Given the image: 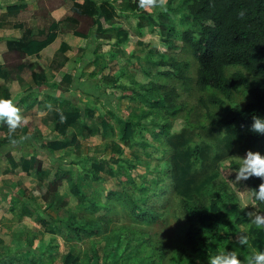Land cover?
Returning <instances> with one entry per match:
<instances>
[{
  "label": "trees",
  "instance_id": "16d2710c",
  "mask_svg": "<svg viewBox=\"0 0 264 264\" xmlns=\"http://www.w3.org/2000/svg\"><path fill=\"white\" fill-rule=\"evenodd\" d=\"M175 0H168V10L160 13L159 22H155L150 15L140 14L138 28L141 36H145L142 30V20L145 19L151 27L152 32H160L165 37V42L174 47L181 44V50L189 55L197 63L196 84L201 91L209 90L212 95L209 98L211 106H223L227 99H232L235 92L243 88L249 94V101L244 105L240 103H229L224 113L209 114V124L212 129H225L229 133L234 130L239 135V145L237 152L246 155L247 150L259 151L264 155V134L250 131L252 117L260 116L264 118V0H180L177 7L173 6ZM39 9L35 16L40 18L37 26V33L32 28H24L23 23L15 22L14 26L23 29L20 41L16 46L9 48L3 53L4 63L0 65V80H9L13 75H20L26 70H31V88H39L48 85L45 69L39 64H28L25 59L29 55H39L40 52L56 41L60 29L64 30L62 24L64 18H56L54 12L59 9L70 10L71 25H73V35L89 40H110L113 28L111 22L119 15L127 17L125 12L119 11L131 8L132 11L140 8L138 0H38ZM27 8L26 4H12L0 6L3 12H12ZM141 9V8H140ZM181 12V13H179ZM180 16L179 24L174 20L175 14ZM135 15V14H134ZM174 20V23L168 24ZM64 25V24H63ZM68 26L67 24H65ZM125 35L122 32L120 36ZM66 45H63L65 49ZM95 58L93 62H97ZM160 69L153 78L163 80L155 82L153 78L148 83L138 84L129 87L126 84H119L121 76L109 78L106 83L113 86L120 85L126 92L125 97L132 103L142 102V105H130V112L126 116H119L117 113L105 107L106 112L101 115L99 124L92 126L85 119L94 118V110L85 105L82 109L80 103L74 102L61 95L45 94V100L51 102L53 106V118L55 124L52 130L42 133L35 129L33 138L42 139V146L49 151L57 152L65 150L71 144H76V135L68 137L69 129L75 124L81 123L80 132L84 129L90 134V138L99 136L109 137L119 135L123 145L129 144L132 149L140 147L146 158L151 160L154 153H160L158 164L164 163V168L154 170L153 176L148 177L143 174L140 177L133 174L134 168L140 161L137 150L133 151L134 158H124V148L122 144L113 142L111 145V156L109 158L92 157V166L88 169V180L100 181L106 179L101 174L117 177V183L122 186V190H110L108 201H102L98 192H84L76 179L71 175L70 170L60 168L50 180L48 189L51 192H58L62 185V180L66 179L70 183L71 191L80 201L89 203V213L94 215L102 206L109 208L110 197L121 200L128 209L130 216L137 222H146L148 225L154 224L166 216L165 199L168 198L171 189H179V182L183 181L184 194L190 193L193 189L201 192L206 185L212 182L213 176L203 178L202 181H195L191 175V167L205 170V148L200 142H192L187 139L183 130L173 131V121L179 113L185 109L183 104L175 103V98L181 96L177 88H169L170 81L176 79L183 84L192 82V78L186 75V71L191 68V63L187 59L180 60L176 56H168L156 62ZM107 64H104V67ZM234 67L236 70L231 74L226 73V69ZM101 71V70H100ZM99 72L93 71L90 76H96ZM74 73L70 72L62 78V89L66 92L73 83ZM69 85V86H68ZM2 96L10 98L8 89L0 85ZM189 90V86L187 87ZM220 95L224 96L222 98ZM39 92H31L28 95L18 98L15 105L20 109L25 106L30 109L37 103ZM61 99H60V98ZM34 98L30 102V99ZM16 101V100H12ZM57 107L62 112L56 114ZM140 112H137V110ZM55 111V112H54ZM61 116L65 117L62 121ZM116 122V124H115ZM143 125L146 132L139 128ZM4 129L8 128L3 123ZM28 127L22 129V133L27 132ZM149 134V136L147 135ZM226 133V132H225ZM227 135V133H226ZM230 135H228L229 137ZM0 139V147L13 140L19 141V136L9 132ZM229 146L232 142L229 140ZM182 151V153H180ZM178 152V153H177ZM36 162V170L39 172L45 166L43 160ZM126 162L127 168L122 162ZM238 169L239 164L232 163ZM82 171L81 166H77ZM27 169V167L25 166ZM126 168V169H125ZM140 179V182H138ZM262 181L257 177L246 180L250 199L257 210L264 212V202L256 200L252 193L258 189ZM89 183V184H90ZM209 183V184H208ZM141 184H145L142 186ZM132 187L140 194L135 196L129 192ZM232 198V197H231ZM185 212L188 214L190 223L186 233L187 243L195 247L199 244V249H205V254L210 256L217 254L219 247L221 251L235 250L242 261H246L249 256L248 251L252 246L240 245L237 238L230 231L234 224H243L247 219V214L243 217L238 214L234 219L230 218L232 212L224 201L222 192H217V196L211 197L208 205L201 206L195 200L182 199ZM226 205V206H225ZM237 209V208H235ZM33 211L27 203L21 209L20 216H33ZM77 214L71 212L64 222L68 227L67 241L82 240L85 237H94L101 233L102 223L99 218L90 216L79 223ZM41 222L46 226H53L52 222L40 217ZM52 231L56 228L52 227ZM254 237L253 246L259 251L264 250V227L258 228L256 225L249 229ZM122 236H126V244L122 254H115L113 262L127 264H155L157 251L163 252V247L152 246L151 254L143 255L149 248L151 237L144 230H120L107 240L113 244L119 242ZM135 241V242H134ZM116 243V247L118 245ZM199 251V250H196ZM165 250L160 254L161 259L165 256ZM196 255L189 254L188 259L193 261ZM179 257L184 258L183 254ZM56 257H52V264H56ZM85 264H101V256L98 251L86 256ZM112 262V263H113ZM43 263V262H42ZM0 264H17L16 261L0 258ZM28 264H37V260L32 258ZM63 264H83L80 257L74 250H70L63 256ZM179 264H184L180 261Z\"/></svg>",
  "mask_w": 264,
  "mask_h": 264
},
{
  "label": "rangeland",
  "instance_id": "374dc122",
  "mask_svg": "<svg viewBox=\"0 0 264 264\" xmlns=\"http://www.w3.org/2000/svg\"><path fill=\"white\" fill-rule=\"evenodd\" d=\"M14 1L16 0H4L2 3ZM179 1L175 0L173 6L177 7ZM168 9L167 0L164 7L138 8L135 11H132L131 8H125L119 11L120 14L128 13L127 17L119 15L111 22L113 31L112 37L108 41L75 38L72 32L74 24H70L72 17L70 10H68L63 16L64 25L62 24V27L64 31H61L60 38L46 48L45 56L40 58L47 70L46 81L48 85L31 88V83H29L31 70H26L23 75L18 77L21 78V82L25 81L24 85L18 80H14L12 85L8 84L13 94H18V97L28 95L31 92H39L40 96L36 99L37 103L34 107L24 109L21 114L27 123L17 128L13 133L19 136V141L14 144L11 143L10 145L13 147H10L5 154L0 148V171H3L6 166L7 169L5 170L9 172V174L5 173L4 175L0 172L2 175V177L0 176V256L4 257L8 252L5 258L16 261L17 264H28L32 258L37 260V264H52V257H56V264H63V256L73 249L83 264L87 262L86 256L95 251H98L101 256V264H115L113 262L114 255H121L124 251L126 236H122L119 244L118 242L111 244L107 239L120 230L127 232L128 229H131L144 230L151 237L149 248L143 255L151 254L152 246L163 247L165 256L161 259L160 254L164 250L163 252L157 251L155 264H179L180 261H183L184 264H198V262L199 264H207L209 256L205 254L206 250L199 249V244L193 247L187 243L186 233L191 222L184 210L183 198L195 200L199 205L207 207L209 199L217 196V192H222L224 201L227 202L232 211L230 213L231 219H234L237 214L243 217L248 211L256 210L264 213L257 210L252 204L246 181L235 182L237 169L232 166V163L236 162L240 165V157L245 156L237 152L240 142L238 133L234 130L229 133L225 129H212L209 124L211 112L218 115L224 113V109L232 102L244 105L249 101V94L245 89L240 88L233 94L232 99L225 97L226 103L223 106H211L209 98L212 92L209 90L201 91L197 86L195 79L197 63L189 53L181 50V42L177 47L166 44L165 37L160 32H152L145 19L142 20V30L145 32V36H141L138 28L140 17L138 19L137 16L146 13L155 22H159V14ZM179 18L180 16L176 13L174 20H177V24H179ZM174 20L172 19L168 24L174 23ZM38 23L37 20H30L28 24L35 28ZM122 32L125 35L120 36ZM8 35L19 34L16 30L5 31L0 29V36ZM16 42L13 40L10 41V44H16ZM65 42L69 46L63 49ZM1 45L5 46L4 43ZM168 56H176L180 60L187 59L191 63V68L186 71V75L193 79L192 82L185 85L176 79L168 83L170 84L169 88L175 86L178 93L181 94L180 97L175 98V103L185 106V109L173 121V131L183 130L187 139L192 142H200L205 148V170L201 171L193 166L190 177L200 182L203 178L214 175L212 182L208 183L210 186L206 185L201 192L193 189L190 193L184 194L183 181H180L179 189L170 188L171 192L164 201L166 216L151 225L133 219L126 205L115 197H110L109 208H107L108 205L102 206L94 215H91L88 208L89 203L80 201L72 194L70 183L66 179L62 180L58 192H51L48 189V184L54 178L55 172L61 167L70 170L71 175L84 192L100 193L102 201H108L107 194L110 190H122V186L117 183V177L105 175L106 172L101 173L106 179L91 183L88 181L91 177L87 176L88 169L92 166L91 158H109L113 142L122 144L124 148L122 157L124 158L133 159V151L137 150L140 161L134 168L133 174L135 176L145 174L151 177L154 170L164 168L163 162L158 164V154L160 153H154L152 159L149 160L140 147L132 149L129 144L123 145L124 142L120 140L118 134L105 138L103 136L90 138L87 130L83 129L80 132L81 123L75 124L68 131V137L76 135L78 142L57 152L49 151L43 147L42 139L33 138V133L36 134L37 130L35 129L47 133L53 129L55 124V115L54 118L52 115L54 108L50 101L44 99L45 94L65 96L76 103H80L83 110L85 105L91 107L95 112L94 118L85 120L92 126L99 124L100 116L106 112V106L114 110L117 115L126 116L130 112L128 108L130 105L140 107L142 102L132 103L129 98L125 97L126 92L130 91L124 90L120 85L115 87L107 84L106 81L109 78L121 76L119 84H126L129 87L148 83L160 69L156 62ZM36 58L33 56L30 60L33 59L36 62H32L39 63L35 60ZM95 58H99V60L93 62ZM104 64L107 65L104 67ZM235 70L234 67H229L226 69V73L231 74ZM93 71L99 73L91 77L90 74ZM68 72L74 73V80L70 86L68 85L69 89L66 92L61 86L62 78ZM153 79L155 82H163V80ZM188 86L189 90H187ZM1 92L3 89L0 91V97L5 98ZM220 96L224 98V96ZM5 99L12 100L11 97ZM33 100L34 98H31L30 102ZM13 102L15 104L18 100ZM49 105L51 108L48 107ZM44 106L45 108H43ZM21 108L24 107L21 106ZM56 109L58 111L56 114L62 112L61 108L57 107ZM137 112L140 110L138 109ZM25 126L28 127L27 132L22 133ZM139 128L146 132L143 125H140ZM8 132V129H4L3 122H0V139H4L3 136ZM147 135L149 136L148 133ZM228 135L230 136L228 137ZM229 140L232 142V146L228 145ZM33 157L36 160H43L45 168L43 167L37 172L36 162L32 161ZM122 163L127 168L128 164L125 161ZM77 166L82 167L81 172ZM141 185L144 186L145 184ZM129 192L135 193V196L140 194L132 187H129ZM25 203L34 212L33 217L20 216ZM71 212L78 215L76 220L79 223L90 216L99 218L103 224V232L97 233L94 237L67 241L69 230L64 222ZM40 217L52 222L53 226L44 225ZM2 219L6 221L3 223L1 222ZM251 226L254 224L247 217L245 223L234 224L230 229L235 238H237L238 233L242 232L248 236V243L252 246L248 251L249 256L253 252L259 251L253 246L254 237L249 231ZM52 227L56 228V231H52ZM6 232L8 238L5 235ZM4 238L7 239L6 243L2 241ZM116 243L118 244L117 247ZM215 249L221 251L219 247H215ZM181 254L184 256L183 259L179 257ZM189 254L196 255L193 257V261L187 258ZM209 254L210 256L213 255L212 253ZM116 264H122V262Z\"/></svg>",
  "mask_w": 264,
  "mask_h": 264
},
{
  "label": "clouds",
  "instance_id": "9594fccd",
  "mask_svg": "<svg viewBox=\"0 0 264 264\" xmlns=\"http://www.w3.org/2000/svg\"><path fill=\"white\" fill-rule=\"evenodd\" d=\"M166 2L167 0H138V6L141 9L164 7ZM48 107L51 108V105ZM64 119L65 117L61 116V120L63 121ZM0 122L7 125L10 134L15 133L17 128L27 123L14 102L5 98H0ZM250 131L264 134V118L254 115ZM12 143L14 144L16 141L13 140ZM240 159L241 162L236 170L235 182L246 181L251 177L259 178L262 182L258 185V189L253 190L252 195L256 200L264 202V155L259 151L247 150L246 155L240 157ZM247 217L258 228L264 227V213L256 210L248 211ZM237 242L242 246L247 245L248 236L243 232L238 233ZM207 264H264V250L253 252L246 258V261H242L235 250L220 251L215 255L209 256Z\"/></svg>",
  "mask_w": 264,
  "mask_h": 264
},
{
  "label": "crops",
  "instance_id": "0c3cea01",
  "mask_svg": "<svg viewBox=\"0 0 264 264\" xmlns=\"http://www.w3.org/2000/svg\"><path fill=\"white\" fill-rule=\"evenodd\" d=\"M2 1H4V0H0V6H8V5H12V4H21V3H23V4H26L27 5V8H25V9H22V10H17V11H12V12H3V11H1L0 10V29H2V30H5V31H17L18 32V34L19 35H8V36H0V65H2L3 63H4V58H3V53L4 52H6V51H8L9 50V48H11V47H14V46H16V45H14V44H10V41H13V40H15V41H20V38H21V36H22V33H23V29L19 26V27H16V26H14V24H15V22H19V23H23L24 24V28H32V27H34V26H30L28 23L30 22V20H37V21H41L40 20V18L39 17H36L35 16V12L39 9V7H40V3L38 2V0H16V1H14V2H7V3H5V4H3L2 3ZM65 13H66V9H59V10H57L56 12H54V16L56 17V18H62L63 19V16L65 15ZM27 16V17H26ZM38 25H39V23H38ZM37 25V26H38ZM37 26L35 27V28H32L33 30H34V33L36 34L37 33ZM61 31L63 32L64 30H61L60 29V33H61ZM60 33H59V35H58V37H57V39L56 40H58L59 38H60ZM67 33V32H66ZM66 35V34H65ZM75 36V35H74ZM76 37H78V36H75V38ZM81 37H79V39H80ZM81 39H83V38H81ZM84 40H86V39H84ZM55 42V41H54ZM53 42V43H54ZM5 44V46H3V45H1V44ZM61 43H63V42H61ZM66 44V46H69L68 44H67V42H65ZM50 46V45H49ZM48 46V47H49ZM48 47H46V48H48ZM46 48H44L41 52H40V54L37 56V55H29L26 59H25V62H27L28 64H34V62H36V61H34L33 59L32 60H30V58H32L33 56H35V57H37L35 60H37V62H39V64L45 69V73H44V75L46 76V78H47V70H46V67H45V65L40 61L41 59V57H44L45 55H44V52H45V49ZM32 61H34V62H32ZM29 70V69H28ZM25 73V72H24ZM24 73H22V74H20V75H23ZM68 73H70V72H68ZM67 74V73H66ZM15 77V78H14ZM19 77V75H13L9 80H4V79H2V80H0V85L1 86H4V87H6L7 89H8V91H9V93H10V95H11V98H12V100H17L18 98H20V97H18L19 95L18 94H13V92H12V90L10 89V86L8 85V84H10V85H12V82L14 81V80H18V82H20L22 85H24L25 84V81L23 80L22 82H21V78L19 79L18 78ZM73 80H74V78H73ZM14 83V82H13ZM20 83H19V85H20ZM29 83H31L32 84V81H29ZM21 87V86H20ZM17 98V99H14V98ZM1 98V97H0ZM41 99V98H40ZM24 108H21V110L22 111H20V113L22 114L23 113V110L24 109H26V107L25 106H23ZM43 108H45V106L43 107ZM8 129V128H7ZM8 131H9V129H8ZM12 142H10V143H7V144H4L3 146H1L0 148L3 150V153L5 154L7 151H8V149L10 148V147H13V146H11L10 144H11ZM8 161H10V160H8ZM5 163V162H4ZM44 168H45V166H44ZM5 169H7V167L5 166ZM1 170L0 172H1V174L2 175H4L5 173L6 174H9V172L8 171H6V170ZM2 175H0L1 177H2ZM8 209V208H7ZM8 211H9V209H8ZM35 214H33V216H34ZM33 216H31V217H33ZM29 217V216H28ZM28 217H26V218H28ZM39 218V217H38ZM6 220H1V222H5ZM5 224H8V223H5ZM6 237L8 238V234H7V232H6ZM1 241V240H0ZM4 243H6L7 242V239H3L2 240ZM7 254H8V252H7ZM7 254L4 256V257H2V256H0V258H5L6 256H7Z\"/></svg>",
  "mask_w": 264,
  "mask_h": 264
},
{
  "label": "water",
  "instance_id": "95a60500",
  "mask_svg": "<svg viewBox=\"0 0 264 264\" xmlns=\"http://www.w3.org/2000/svg\"><path fill=\"white\" fill-rule=\"evenodd\" d=\"M52 95H56V94H52ZM57 96V95H56Z\"/></svg>",
  "mask_w": 264,
  "mask_h": 264
}]
</instances>
